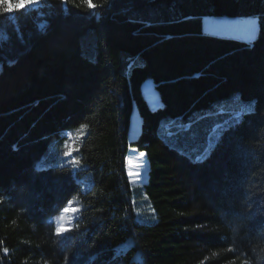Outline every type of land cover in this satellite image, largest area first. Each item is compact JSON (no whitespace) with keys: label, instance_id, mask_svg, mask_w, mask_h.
<instances>
[{"label":"trees","instance_id":"1","mask_svg":"<svg viewBox=\"0 0 264 264\" xmlns=\"http://www.w3.org/2000/svg\"><path fill=\"white\" fill-rule=\"evenodd\" d=\"M6 2L0 264H264V0ZM206 15L256 31L209 33ZM220 110L243 111L217 133ZM131 146L148 164L136 188Z\"/></svg>","mask_w":264,"mask_h":264},{"label":"rangeland","instance_id":"2","mask_svg":"<svg viewBox=\"0 0 264 264\" xmlns=\"http://www.w3.org/2000/svg\"><path fill=\"white\" fill-rule=\"evenodd\" d=\"M29 3L35 4V0H29ZM255 18L253 17H238V16H213V15H206L202 18V26L206 32L218 34V35H226V36H236L245 39H250L254 35L256 28L254 26ZM143 94L152 106H156L159 103L158 95L156 90L154 89L152 83L147 80L142 84ZM221 103H217L214 105L215 107H220ZM220 110L219 114H216L219 122L214 128V132H219L223 127L227 126L228 124L236 121L241 117V113L243 110L239 111L238 113H221ZM200 114L199 111L194 113V116L197 117ZM205 115L199 116V119L196 123L193 124V130H195L194 126L198 128L199 121L203 119ZM139 117L137 110L134 109L131 121L129 125V135L128 137L134 138L138 134V125H139ZM216 140V133H212L208 136V143L213 144ZM191 149V148H189ZM188 151L190 154L194 153V150ZM204 153V152H203ZM201 152V155L203 154ZM143 154V155H141ZM147 159L145 156V152L142 150H138L137 148L131 146L128 148L127 155H126V168L129 175L130 182L134 188L142 185L147 177ZM65 209H69V211H65ZM74 210V211H73ZM78 207L74 201H69L62 210L53 217L55 221L57 230L63 227L67 229L72 221L74 220L75 216L78 213ZM60 232V231H59ZM64 232V231H63Z\"/></svg>","mask_w":264,"mask_h":264},{"label":"snow or ice","instance_id":"3","mask_svg":"<svg viewBox=\"0 0 264 264\" xmlns=\"http://www.w3.org/2000/svg\"><path fill=\"white\" fill-rule=\"evenodd\" d=\"M85 3H87L90 8L95 7V5L92 4V0H85ZM82 127H84V126H82ZM69 154H71V153H69ZM141 155H143V154H141ZM76 163H79V161H76ZM65 211H69V209H65ZM58 231L63 232V231H66V229L61 227L60 229H58Z\"/></svg>","mask_w":264,"mask_h":264},{"label":"clouds","instance_id":"4","mask_svg":"<svg viewBox=\"0 0 264 264\" xmlns=\"http://www.w3.org/2000/svg\"><path fill=\"white\" fill-rule=\"evenodd\" d=\"M0 7L10 8V7H12V5L7 4L6 0H0Z\"/></svg>","mask_w":264,"mask_h":264}]
</instances>
